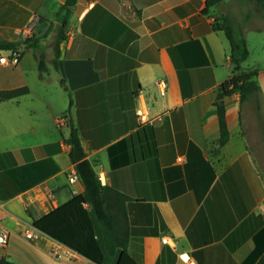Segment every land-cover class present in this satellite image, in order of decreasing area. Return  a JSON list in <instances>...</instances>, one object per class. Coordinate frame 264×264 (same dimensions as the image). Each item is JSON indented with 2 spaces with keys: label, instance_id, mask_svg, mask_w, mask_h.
I'll return each mask as SVG.
<instances>
[{
  "label": "crops",
  "instance_id": "crops-1",
  "mask_svg": "<svg viewBox=\"0 0 264 264\" xmlns=\"http://www.w3.org/2000/svg\"><path fill=\"white\" fill-rule=\"evenodd\" d=\"M65 1L0 0V43L22 55L0 64V91L29 89L0 102V258L96 264L33 228L84 192L73 126L101 183L129 198L128 252L139 264H264V68L250 52L243 67L257 72L260 91L224 100L230 138L220 146L214 102L234 71L229 40L214 28L229 17L216 10L222 0L210 9L207 0H78L55 67L59 32L48 42L62 20L51 13ZM257 8L247 27L260 31ZM144 127L149 140L137 135ZM95 228L102 264H117ZM17 243L28 261L9 254Z\"/></svg>",
  "mask_w": 264,
  "mask_h": 264
},
{
  "label": "trees",
  "instance_id": "trees-1",
  "mask_svg": "<svg viewBox=\"0 0 264 264\" xmlns=\"http://www.w3.org/2000/svg\"><path fill=\"white\" fill-rule=\"evenodd\" d=\"M77 1L66 0L60 7L64 16L56 44L55 67L58 66L59 45L66 38L67 20ZM220 2L221 0H207V8H213ZM254 2L264 12V0H254ZM218 22L214 28L225 32L231 46L230 59L234 66L233 75L219 86L214 102L220 126L219 144L223 146L230 138L224 100L234 94H239L241 103H244L253 93L260 91V86L257 81V72L243 67L250 55L244 32L236 31L227 16H222ZM236 33H238V37H236ZM15 49L18 48L14 43H0V52ZM37 57L39 77L43 78L47 71L44 53L37 52ZM28 92L27 87L0 91V102L19 98ZM142 133L145 139H150L147 127L139 130L137 135L142 137ZM70 142L71 161L75 166L79 181L84 187V192L75 195L68 202L54 208L45 216L34 220L33 225L90 261L102 264L104 251L96 232L95 223H97L107 252L110 255L117 253L119 255L117 264H139L128 252L130 232L127 202L129 198L114 188L101 183L92 164L86 158L81 139L73 126L70 130ZM5 261L8 264H14L6 259Z\"/></svg>",
  "mask_w": 264,
  "mask_h": 264
},
{
  "label": "rangeland",
  "instance_id": "rangeland-1",
  "mask_svg": "<svg viewBox=\"0 0 264 264\" xmlns=\"http://www.w3.org/2000/svg\"><path fill=\"white\" fill-rule=\"evenodd\" d=\"M254 0H245L239 1V0H222L221 4L216 8V10H220V12H223L226 15L231 16L232 19L230 18L234 28L236 31H244L246 30L247 33L245 34V39L247 42V46L249 43L250 48H248L251 52V59H258L257 66H260V68H264V28L262 30H257L259 29V25H255V29H249V24H251V21H248L249 18L253 16L257 17L259 13V9L253 2ZM62 15L64 16V12H61L60 10L55 11L54 13H51V18L54 20H57V17H59L62 20ZM251 20V19H249ZM60 28V24L52 29L53 33L50 36V41L48 42L52 46L55 44V38L58 35ZM247 28V29H246ZM248 35V38H247ZM238 33H236V37H238ZM228 43V42H227ZM248 46V47H249ZM5 54H8L4 52ZM247 64H245L246 66ZM52 77H54V72L51 74ZM4 250L3 247H0V253ZM9 254L13 257H17L22 262H25L26 260L28 261V252L23 249L20 243H17L12 251L9 252Z\"/></svg>",
  "mask_w": 264,
  "mask_h": 264
},
{
  "label": "built area",
  "instance_id": "built-area-1",
  "mask_svg": "<svg viewBox=\"0 0 264 264\" xmlns=\"http://www.w3.org/2000/svg\"><path fill=\"white\" fill-rule=\"evenodd\" d=\"M21 52L18 50H11L8 54L2 55L0 53V64L1 65H11V66H16L19 64L20 60H21ZM161 84L163 86H165L164 82H161ZM140 117L143 118L142 113H139ZM65 118V117H64ZM63 117H59L57 118L59 123L64 122ZM75 179H77V175H73V177L71 178V181H74ZM25 237L28 240L34 241L35 239L38 238V233L33 232L32 230H28L25 234ZM7 243V235L0 230V247H4ZM163 243L167 244L168 243V238L165 237L163 239Z\"/></svg>",
  "mask_w": 264,
  "mask_h": 264
},
{
  "label": "water",
  "instance_id": "water-1",
  "mask_svg": "<svg viewBox=\"0 0 264 264\" xmlns=\"http://www.w3.org/2000/svg\"><path fill=\"white\" fill-rule=\"evenodd\" d=\"M33 228H34L36 231L40 232V233L46 234L45 232H43L42 230H40L39 228H37V227H35V226H33ZM0 264H8V263L5 261V259L0 258Z\"/></svg>",
  "mask_w": 264,
  "mask_h": 264
}]
</instances>
